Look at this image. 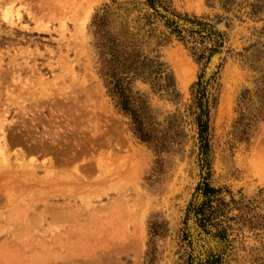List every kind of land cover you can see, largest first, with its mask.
Here are the masks:
<instances>
[{"label":"rangeland","instance_id":"374dc122","mask_svg":"<svg viewBox=\"0 0 264 264\" xmlns=\"http://www.w3.org/2000/svg\"><path fill=\"white\" fill-rule=\"evenodd\" d=\"M101 17L162 65L123 75L160 149L101 77ZM263 84L264 0H0V264H264Z\"/></svg>","mask_w":264,"mask_h":264},{"label":"trees","instance_id":"16d2710c","mask_svg":"<svg viewBox=\"0 0 264 264\" xmlns=\"http://www.w3.org/2000/svg\"><path fill=\"white\" fill-rule=\"evenodd\" d=\"M254 9L260 10L262 9V5H258L253 7ZM104 17H101L97 23L99 26L98 32L96 33V38L99 40L97 43V52L100 59V74L102 79L105 81L106 86L110 88V92H115L118 96V105L122 111L126 114L130 115L133 121V130L137 137L147 143L149 145H153L156 148H162V145L159 142L158 135H155L152 131H150L148 127V107L145 102H141V98L135 99L134 95H132L130 85L131 80L129 79V75H126L127 71L135 72V78L147 79L149 74H144L145 72H153L154 68H162V65L159 64L157 67L154 62L149 59H140V57H135L133 54L128 51H124L123 43L117 41L116 38L111 36V32L104 31ZM107 43H102L104 40ZM109 52V53H108ZM111 56V58H110ZM139 65H141L139 67ZM155 71V69H154ZM160 72V71H159ZM144 74V75H143ZM111 80V81H110ZM264 87V84H263ZM250 91H246L242 97V103L247 100ZM262 106H261V116H263L262 112L264 110V89H262ZM241 103V104H242ZM260 115H256L252 120H248L249 123L244 125L245 134L248 135L252 132L255 127V123L260 119ZM243 121H246L244 114L241 116L238 124H244ZM204 133L207 134V124L203 126Z\"/></svg>","mask_w":264,"mask_h":264},{"label":"water","instance_id":"95a60500","mask_svg":"<svg viewBox=\"0 0 264 264\" xmlns=\"http://www.w3.org/2000/svg\"><path fill=\"white\" fill-rule=\"evenodd\" d=\"M157 9L158 11L164 15L167 19L175 22L180 28H186V29H197V27L185 22V21H182L180 19H178L177 17H174L172 16L171 14L167 13L164 9H162L161 7L157 6ZM218 55V63L216 64L215 68L213 69V71L211 72V74L209 75L208 74V69L210 68V65L214 59V57L216 56H213V58L211 59V62L210 64L208 65V68L206 69V73H205V77H206V74L208 75V78H205V81H208L212 76H214V74L217 72V69L218 67L220 66L221 64V58H222V55L221 53L220 54H217Z\"/></svg>","mask_w":264,"mask_h":264},{"label":"bare ground","instance_id":"6f19581e","mask_svg":"<svg viewBox=\"0 0 264 264\" xmlns=\"http://www.w3.org/2000/svg\"><path fill=\"white\" fill-rule=\"evenodd\" d=\"M176 56H178V55H176ZM183 56H184V54H183ZM172 57H173V56H172ZM173 58H174V57H173ZM173 58H172V59H173ZM179 58H180V57H179ZM184 58H185V57H184ZM176 59H177V58H176ZM176 59H175V60H176ZM178 60H180V59H178ZM178 60H177V61H178ZM216 61H217V60H215L214 62H216ZM180 62H182V61H180ZM180 62H179V63H180ZM187 63H188V62H187ZM176 64H178V63H176ZM180 64H181V63H180ZM188 64H189V63H188ZM181 65H184V71H185L186 73L182 70L183 68L180 69V71L182 70L181 72L185 73L186 75H184V76H186V77L181 76L180 79L185 83V81H186V79H187V75H188V74H187L188 70H187V68H186V66H185V65H187V64H186L185 62H183V64H181ZM179 67H181V66L178 65L177 70H179ZM175 68H176V67H175ZM189 68H190V67H188V69H189ZM185 69H186V70H185ZM189 70H190V69H189ZM194 71H195V70H194ZM183 73H181V74H183ZM188 73H189V72H188ZM190 73H191V70H190ZM179 74H180V73H179ZM179 74H178V75H179ZM193 75H194V74H192V76H193ZM188 76H189V75H188ZM192 76H191V74H190V77H189V78H191V79L193 80ZM187 80H188V79H187ZM182 81H181V82H182ZM186 84H187V83H186ZM188 84H189V83H188ZM183 86H186V85L183 84ZM187 86H188V85H187ZM1 134H2V133H1ZM3 135H4V134H3ZM3 137H5V136H3ZM6 137H7V136H6ZM10 141H11V140H10ZM9 143H10V142H9ZM7 144H8V143H7ZM2 145H3V144H2ZM2 145L0 146L1 148L5 147L6 144H4L3 147H2ZM8 145H9V144H8ZM9 147H10V146H9ZM6 148H7V147H6ZM7 150H8V148H7ZM5 151H6V150H5ZM5 151H4V152H5ZM10 151H11V149H10ZM6 152H7V151H6ZM10 153H11V152H10ZM6 157H7V156H5V158H6ZM2 159H3V158H2ZM17 159H20V158L18 157ZM10 160H11V159H10ZM7 161H8V159H7ZM67 161H69V160H67ZM10 162H11V161H10ZM52 162H53V161H52ZM67 163H68V162H67ZM9 164H10V163H9ZM9 164H8V165H9ZM50 164H51V163H50ZM5 165H7V163H6ZM53 165H54V164H53ZM23 167H24V166H23ZM30 167H31V166H30ZM18 168H19V167H18ZM29 169H30V168H29ZM32 169H33V168H32ZM32 169H30V170H31V173L33 172ZM10 170H11V169H10ZM22 170H23V169H22ZM34 170H35V169H34ZM24 172H25V171H24ZM25 174H27V173H24V175H25ZM28 174H29V173H28ZM33 174H34V173H33ZM22 175H23V174H22ZM31 175H32V174H31ZM31 175H30V176H31ZM14 176H15V175H14ZM18 176H20V175H18ZM21 178H22V176H21ZM25 178H26V177H25ZM27 178L29 179V177H27ZM31 178H32V177H31ZM9 179H12V178L9 177ZM9 179H7V180H9ZM29 180H30V179H29ZM29 180L27 181V179H26L25 182L27 181V182L29 183V182H30ZM11 182H12V181H11ZM25 185H27V186L29 187L28 184H25ZM25 185L22 184V185H20V186H24V188H23V187H21V188H23V189L25 190ZM31 186H32V185H31ZM32 187H33V186H32ZM29 188H30V187H29ZM29 188H26V189H29ZM32 189H33V188H32ZM29 190H30V189H29ZM27 191H28V190H27ZM10 197H11V196H10ZM61 198H62V197H61ZM63 198H64V197H63ZM51 210H52V208H51ZM47 212H48V211H47ZM68 260H69V259H68ZM72 261H74V260L72 259ZM51 263H52V262H51ZM71 263H72V262H71ZM92 263H93V262H92ZM56 264H57V263H56ZM59 264H60V263H59ZM66 264H68V263H66Z\"/></svg>","mask_w":264,"mask_h":264}]
</instances>
